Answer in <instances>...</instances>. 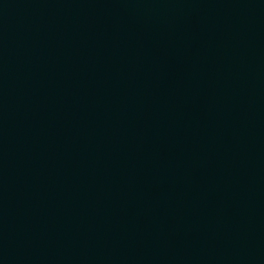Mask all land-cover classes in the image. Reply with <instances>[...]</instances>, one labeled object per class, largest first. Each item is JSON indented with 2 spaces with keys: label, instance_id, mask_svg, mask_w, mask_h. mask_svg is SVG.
I'll list each match as a JSON object with an SVG mask.
<instances>
[{
  "label": "water",
  "instance_id": "95a60500",
  "mask_svg": "<svg viewBox=\"0 0 264 264\" xmlns=\"http://www.w3.org/2000/svg\"><path fill=\"white\" fill-rule=\"evenodd\" d=\"M0 264H264V0H0Z\"/></svg>",
  "mask_w": 264,
  "mask_h": 264
}]
</instances>
